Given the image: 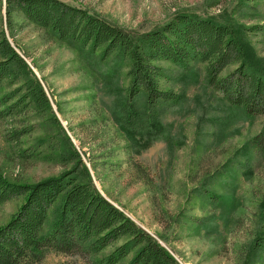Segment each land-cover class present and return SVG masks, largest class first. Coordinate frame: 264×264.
<instances>
[{
    "label": "rangeland",
    "instance_id": "374dc122",
    "mask_svg": "<svg viewBox=\"0 0 264 264\" xmlns=\"http://www.w3.org/2000/svg\"><path fill=\"white\" fill-rule=\"evenodd\" d=\"M6 1L0 0V34L37 73L102 194L181 264H264V154L247 157L242 151L263 131L264 116L230 107L207 85L205 65L185 72L167 62L158 64L166 76L161 88L181 96V103L148 110L142 96L128 101L127 64L117 68L112 58L102 62L99 54L59 42L16 8L9 23ZM60 1L138 33L179 14L258 26L250 39L264 58V0ZM29 119L21 116L15 125L0 120V174L23 184L71 168L22 157L24 148L44 136L42 125L23 145L7 142L13 128L37 122ZM23 203L22 196L0 206V227ZM115 247L98 257L49 252L42 264H97ZM132 256L119 264H129Z\"/></svg>",
    "mask_w": 264,
    "mask_h": 264
},
{
    "label": "trees",
    "instance_id": "16d2710c",
    "mask_svg": "<svg viewBox=\"0 0 264 264\" xmlns=\"http://www.w3.org/2000/svg\"><path fill=\"white\" fill-rule=\"evenodd\" d=\"M6 2L9 23L16 8L59 42L99 54L102 62L112 58L117 68L127 64L128 101L142 96L148 110L181 103V96L161 88L166 76L158 64L167 62L185 72L193 65H205L207 85L230 107L248 117L264 116V58L250 39L261 29L258 26L179 14L162 27L138 33L60 0ZM28 115L33 119L27 123L37 122L13 128L7 142L23 145V139L42 125L44 136L24 148L22 157L71 168L35 184L12 182L0 174V206L24 197L19 210L0 227V264H42L49 252L98 257L112 246L116 247L97 264H119L131 255L129 264H181L153 234L98 190L41 80L2 31L0 120L15 125L17 118ZM242 151L247 157L253 151L264 154V129Z\"/></svg>",
    "mask_w": 264,
    "mask_h": 264
},
{
    "label": "water",
    "instance_id": "95a60500",
    "mask_svg": "<svg viewBox=\"0 0 264 264\" xmlns=\"http://www.w3.org/2000/svg\"><path fill=\"white\" fill-rule=\"evenodd\" d=\"M34 72H35V71H34ZM36 74H37V73H36ZM52 106H53V105H52ZM53 109H54V108H53ZM70 137H71V136H70ZM98 190H100L99 187H98ZM100 192H101V191H100ZM101 193H102V192H101Z\"/></svg>",
    "mask_w": 264,
    "mask_h": 264
}]
</instances>
